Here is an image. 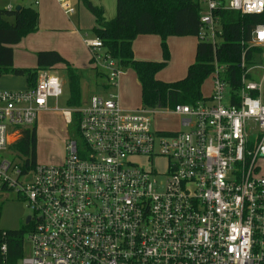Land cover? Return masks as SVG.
Here are the masks:
<instances>
[{"label": "built area", "instance_id": "1", "mask_svg": "<svg viewBox=\"0 0 264 264\" xmlns=\"http://www.w3.org/2000/svg\"><path fill=\"white\" fill-rule=\"evenodd\" d=\"M196 1L195 38L214 52L218 13H264V0ZM83 42L117 89L124 70L99 53L100 40ZM241 47L238 78L214 54L212 91L194 105L123 109L114 91L62 111L71 132L63 162L30 170L12 144L40 113L59 111L63 81L42 71L33 88L0 91V194L24 201L34 225L17 264H264V25ZM159 112L181 117L183 129L159 132Z\"/></svg>", "mask_w": 264, "mask_h": 264}, {"label": "trees", "instance_id": "2", "mask_svg": "<svg viewBox=\"0 0 264 264\" xmlns=\"http://www.w3.org/2000/svg\"><path fill=\"white\" fill-rule=\"evenodd\" d=\"M78 1L94 20L91 34L101 41L103 54L115 60L121 69L131 68L135 73L140 86L142 106L148 108H174L177 105H194L200 101L203 96L202 87L213 72L214 54L219 62L237 70L238 78L240 71L236 67L240 62L241 42L249 40L255 26L264 25V13L261 16H241L232 11L218 13L223 34L222 45L214 52L210 45L198 43L194 61L188 66L186 76L179 81L165 83L156 77L170 60L167 39L197 35L200 5L196 0H115V16L109 21L105 19L102 7L93 5L89 0ZM38 29L39 14L32 7L22 6L19 11L0 9V75L26 77L28 88H33L40 72L63 65L69 93L67 106L80 107L82 102L77 70L56 51L36 53V67L33 69L14 68L13 46ZM141 35L160 38L162 61L134 59L132 43ZM89 64H93V58ZM95 72L105 81L102 72ZM229 79L232 86L237 84L233 75ZM101 86L104 91L108 89L106 84ZM72 129L77 131L75 122ZM20 135V139L12 144L11 150L26 159L24 170H30L36 165V126L21 130ZM33 228L34 225L30 223L14 231L0 229V264L18 263L24 254V237ZM3 245L6 247L5 254L1 252Z\"/></svg>", "mask_w": 264, "mask_h": 264}, {"label": "rangeland", "instance_id": "3", "mask_svg": "<svg viewBox=\"0 0 264 264\" xmlns=\"http://www.w3.org/2000/svg\"><path fill=\"white\" fill-rule=\"evenodd\" d=\"M10 1L13 2L12 4H14L16 0H0V9H5L6 5L9 4ZM17 1H22L23 5L32 7L38 11L41 18L43 19L41 33L36 32L34 34H30L24 37L21 41L29 36L31 37V35L34 36L39 34L37 36H39L38 38L41 39L40 44L45 47H49V50L44 51H56L59 53L54 49L56 47L60 53H62V55L60 53L59 55L63 56L62 58L67 61L72 68L77 70L78 76L80 78V94L82 105H84L90 96L94 94L103 96L116 91L120 99V106L123 109L139 108L142 106L139 83L135 73L131 68L124 69V75L119 78L118 89L113 90L111 87H109V89L105 90V92L101 86L106 82L104 81V78L100 77L98 73L92 69V66H84L86 63L85 53L80 47L78 38L67 33V31L72 28L71 23H78L81 28L87 31L88 29H91V27H94V22L90 13L85 9L81 2L78 0H66L75 13V15L69 19L63 14L56 0H38V6L32 3L30 0ZM89 1L95 6L102 7L104 10V15H110L111 17L115 16V0ZM49 25H54L57 28L62 29V32H48L44 26ZM39 27L41 28V26ZM91 30H89L90 35H88V38H94L91 34ZM187 40L188 41L184 42L185 44H193V42L198 44V41L195 37H188ZM24 48L25 46L22 44L14 49L15 58L17 59L16 62L23 63L24 65L31 64L33 65V68L36 67V61L34 57L30 56V58H28V56H26L24 62H22L20 56L18 58V53L23 52ZM88 53L90 54V52ZM173 54L174 57L169 62L168 66L157 74L156 78L162 82L168 81L165 83H170L173 81L175 82L176 79L177 81L183 79L186 74L182 78H179L181 77L182 72L180 66H183V63L187 60V58H191L192 56L194 58V52H192V50L189 49L187 45H185V49H182V45H177L173 50ZM72 63H74L76 66H73ZM53 72L63 81L64 93L63 96L57 101L59 111H52L44 117L38 115L36 120V123H38V127H36V163L41 166H51L62 163L65 155V144L71 138V132L69 131L62 115V111L69 109L67 106L69 93L64 66H56ZM211 91L212 82L210 78H208L202 87V93L203 95H209ZM127 95L130 96V99L126 98ZM128 100H132L133 103L126 104L125 101ZM49 105L52 108L55 107V100H50ZM180 119L181 117L179 116H171L164 112H159L155 117L154 124L159 132L175 133L183 129L180 126ZM39 130L41 131L39 132ZM40 133L41 135L39 136ZM3 157L11 158L8 153H5ZM157 166H159V163L156 164V167ZM161 167L162 166H160V168ZM30 214V210L28 209L26 203L17 199V196L14 193L5 192L0 194L1 230L14 231L22 228L25 225L26 218L30 216Z\"/></svg>", "mask_w": 264, "mask_h": 264}, {"label": "crops", "instance_id": "4", "mask_svg": "<svg viewBox=\"0 0 264 264\" xmlns=\"http://www.w3.org/2000/svg\"><path fill=\"white\" fill-rule=\"evenodd\" d=\"M30 1L32 3H34L35 0H30ZM37 2H38L37 3V6H38L39 1L37 0ZM12 3L13 2L10 1L9 4L6 5L5 9L9 10V9H15L17 6H20V7L27 6V5H23L22 1L18 2L17 0L15 1L14 4H12ZM62 12H63V10H62ZM63 14L69 19L75 15L74 12L70 15H67L64 12H63ZM114 15H115V13H114ZM111 18L113 19V16L112 17L110 15L106 16V14H105V19L107 21H109ZM92 20H93V18H92ZM93 22H94V20H93ZM42 24H43V19L41 18L40 14H39V26H41V28L39 27L37 32L41 33ZM71 26H72V28L69 31H67V33L73 37L78 38V41L80 43V47L85 53L86 63L84 64V66H94V65L89 64V61L91 59V54L88 53L89 50L87 49V47L84 45V42H83L84 39L88 38V35H90L89 30H91L92 27H91V29H88V31H87V30H84L83 28H81L78 23H76V24L71 23ZM44 27L48 32H53V33L62 32V29L57 28L54 25H49V26H44ZM37 35H39V34H37ZM37 35H34V36L31 35V37L29 36L23 40V41L26 40L25 42L21 41L19 44L13 46V66H14V68L33 69V67H32L33 65H31V64L24 65L23 63H17L16 62L17 59L15 58L14 49L19 47L20 45L23 44L25 46V48L23 49V52L18 53L19 54L18 58L20 56L22 62H24V59L26 56H28V58H30V56L34 57L35 61H36V57H35L36 53H38L40 51H44V50H49V47H45V46L40 44L41 39L38 38L39 36H37ZM187 39H188V37H181V38L180 37H169L167 39V46H168V50H169V54H170L169 62L174 57L173 50L177 45H182V49H185V45H187L188 48L191 49L192 52H194V55H195V49H196L197 44L194 42H193V44H189V43L185 44L184 42L188 41ZM160 43H161L160 38L158 36H155V35L138 36L132 43V51H133L134 59L140 60V61H152V62L162 61V51H161ZM54 49L60 53V51L56 47ZM99 53H103V50L101 49L99 51ZM60 54L62 55V53H60ZM193 61H194L193 56L191 58L189 57L183 63V66H180L182 69V72H181V77H179V78H182L183 76H185L188 66L191 65L193 63ZM169 62H168V64H169ZM168 64H167V66H168ZM72 65L76 66L74 63H72ZM123 75H124V72H123L122 76ZM176 81H177V79H176ZM165 82H168V81H165ZM27 88H28V85H27V78L26 77H18V76H14L12 74L0 75V91H23V90H26ZM126 98L130 99V96L127 95ZM49 103H50V100H49ZM125 103L126 104H129V103L132 104L133 101L128 100V101H125ZM49 107H50V105H49ZM50 108H52V107H50ZM132 109H135V108H132ZM50 112H52V111L42 112L39 114V116L44 117L45 115H47ZM35 125H36V127H38V123H36ZM39 126H40V123H39ZM40 131L41 130H39V132ZM37 134H38V131H37ZM40 135H41V133L39 134V136Z\"/></svg>", "mask_w": 264, "mask_h": 264}, {"label": "water", "instance_id": "5", "mask_svg": "<svg viewBox=\"0 0 264 264\" xmlns=\"http://www.w3.org/2000/svg\"><path fill=\"white\" fill-rule=\"evenodd\" d=\"M19 9H20V6H17V7L15 8V11H19ZM30 220H31V218H30V216H28V217L26 218V220H25V225L29 224Z\"/></svg>", "mask_w": 264, "mask_h": 264}]
</instances>
